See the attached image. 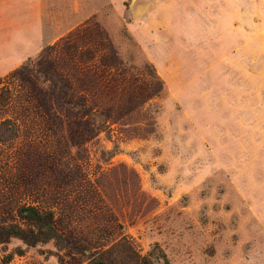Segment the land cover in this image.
Returning <instances> with one entry per match:
<instances>
[{
	"label": "rangeland",
	"instance_id": "374dc122",
	"mask_svg": "<svg viewBox=\"0 0 264 264\" xmlns=\"http://www.w3.org/2000/svg\"><path fill=\"white\" fill-rule=\"evenodd\" d=\"M33 13L0 77V264H264V0Z\"/></svg>",
	"mask_w": 264,
	"mask_h": 264
},
{
	"label": "crops",
	"instance_id": "0c3cea01",
	"mask_svg": "<svg viewBox=\"0 0 264 264\" xmlns=\"http://www.w3.org/2000/svg\"><path fill=\"white\" fill-rule=\"evenodd\" d=\"M34 5L35 0H0V33L2 32V25L4 22L5 14L6 20H10L11 13L15 12L16 14H18L19 12H26V15L22 16L23 18L21 22L19 20L21 18H19L20 16L18 15H16V19L13 20L15 22L17 30H22L23 32L21 38L18 36L16 39V46L17 48H19V51H22V55L18 59H11L9 62H6L0 58V77L12 70L26 58L32 56L36 52L38 46L41 44V34L39 30L36 29L33 23ZM8 14H10V16ZM13 21L10 23H13ZM24 23L28 25L20 26Z\"/></svg>",
	"mask_w": 264,
	"mask_h": 264
},
{
	"label": "trees",
	"instance_id": "16d2710c",
	"mask_svg": "<svg viewBox=\"0 0 264 264\" xmlns=\"http://www.w3.org/2000/svg\"><path fill=\"white\" fill-rule=\"evenodd\" d=\"M3 123H5V121L0 123V126L3 125ZM7 141H9L8 139L5 138H1L0 137V143L4 144ZM22 232H15V234H21ZM128 254H126V252H124L125 254V260L127 263L129 264H148V262L144 259V258H139L136 255L132 254L130 251H128ZM111 252L106 251L103 252L101 254H98L95 259H92L89 264H110V260H109V256H110Z\"/></svg>",
	"mask_w": 264,
	"mask_h": 264
}]
</instances>
